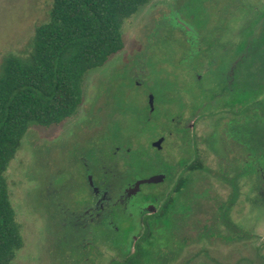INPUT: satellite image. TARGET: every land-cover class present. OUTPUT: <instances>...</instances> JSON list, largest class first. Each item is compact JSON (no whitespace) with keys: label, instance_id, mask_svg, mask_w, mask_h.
<instances>
[{"label":"rangeland","instance_id":"1","mask_svg":"<svg viewBox=\"0 0 264 264\" xmlns=\"http://www.w3.org/2000/svg\"><path fill=\"white\" fill-rule=\"evenodd\" d=\"M52 5L0 0V75ZM122 35L125 48L85 77L78 113L30 127L9 166L24 243L12 264H264V0H153ZM114 150L118 189L167 178L143 186L134 218L76 233L63 209L86 206L87 159ZM137 203L163 216L143 219Z\"/></svg>","mask_w":264,"mask_h":264},{"label":"trees","instance_id":"2","mask_svg":"<svg viewBox=\"0 0 264 264\" xmlns=\"http://www.w3.org/2000/svg\"><path fill=\"white\" fill-rule=\"evenodd\" d=\"M152 1L53 0L49 21L36 28L30 52L10 56L3 63L0 264H12L24 245L6 178L23 138L32 126H57L78 113L84 101L85 77L90 71L103 68L125 48L122 35L125 21ZM159 216L163 215L159 213L155 217ZM141 246L136 244L134 254L140 252ZM130 250L124 254L128 256ZM129 259L120 264H132Z\"/></svg>","mask_w":264,"mask_h":264},{"label":"flooded vegetation","instance_id":"3","mask_svg":"<svg viewBox=\"0 0 264 264\" xmlns=\"http://www.w3.org/2000/svg\"><path fill=\"white\" fill-rule=\"evenodd\" d=\"M150 111L154 113L155 108L152 110L150 107ZM168 135H160L157 140L153 142V147L160 151L162 149V144L167 142V137H169ZM160 140H162L161 146L156 147L155 143ZM115 151L116 150H114L112 153V156L115 155V157H110L109 162H106L101 158L96 159L98 156H96L94 153H92L89 160L87 159V162L85 161V167L87 168L88 173L86 175L87 177L85 176L84 183L90 192V200L86 206H73L72 211L67 208L63 209V213L65 215L70 216V218L75 220L76 226L74 227L76 233L84 232L91 225L95 226L97 223L101 224L107 219H111L113 217L122 218L129 216L134 218L135 214L134 211H132L134 209L133 201H136V199L139 197L144 185H141V187L136 190L135 184L137 183V180H135L120 186L118 189L114 182H110V175L113 179L116 178L117 164L114 165L115 162L113 161H115V158H117L118 154ZM126 153H129L127 149ZM94 161H96V166L92 167L94 165ZM107 168H110V170L108 171ZM95 173H99L97 178ZM137 206L138 207L136 210L141 212V216L144 217L143 219L152 218L157 215L155 211L158 209H156L157 207L155 205L148 206L137 203ZM134 227L137 229L140 227V225L138 226L136 224ZM139 240L141 241V239ZM139 240L136 241L134 238L133 243L135 244V248H133V252H136L137 243L142 245V242H139Z\"/></svg>","mask_w":264,"mask_h":264},{"label":"water","instance_id":"4","mask_svg":"<svg viewBox=\"0 0 264 264\" xmlns=\"http://www.w3.org/2000/svg\"><path fill=\"white\" fill-rule=\"evenodd\" d=\"M149 105H150L151 109L153 110L154 109V96L153 95H151L149 98ZM161 143H162V140L156 142L155 146L160 147ZM165 180H166V174H160V175H157V176L152 177L150 179L138 180L137 183L135 184V188H136V190H138L141 187V185L159 184V183L164 182Z\"/></svg>","mask_w":264,"mask_h":264}]
</instances>
